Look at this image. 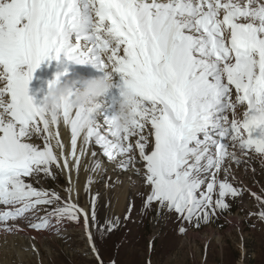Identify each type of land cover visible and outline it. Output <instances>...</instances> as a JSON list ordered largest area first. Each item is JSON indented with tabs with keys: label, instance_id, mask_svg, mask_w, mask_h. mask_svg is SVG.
<instances>
[{
	"label": "snow or ice",
	"instance_id": "snow-or-ice-1",
	"mask_svg": "<svg viewBox=\"0 0 264 264\" xmlns=\"http://www.w3.org/2000/svg\"><path fill=\"white\" fill-rule=\"evenodd\" d=\"M61 57L121 75L138 99L130 130H114L110 117L100 122L71 98L51 117L34 102V72ZM61 124L70 129L67 145ZM130 137H138L134 145ZM93 143L109 161L124 157L125 170L138 150L144 169L136 171L150 189L145 209L174 211L197 229L228 211L226 198L243 193L228 180L226 161L241 163L229 144L264 160V0H0V227L82 222L99 260L93 229L111 231L118 222L99 226L96 196L90 211L73 202V174L82 165L104 171L99 159L83 164ZM53 166L69 181L66 200L27 182L56 179ZM93 183L89 176L85 191ZM252 195L264 220V199Z\"/></svg>",
	"mask_w": 264,
	"mask_h": 264
},
{
	"label": "rangeland",
	"instance_id": "rangeland-1",
	"mask_svg": "<svg viewBox=\"0 0 264 264\" xmlns=\"http://www.w3.org/2000/svg\"><path fill=\"white\" fill-rule=\"evenodd\" d=\"M48 63L49 61L45 60L41 64ZM34 141L40 142V139L34 138ZM132 144L134 145V143ZM149 144L148 151L150 152L152 144ZM232 148L229 144V151L234 150L242 155L238 148ZM92 150L99 152L98 159L101 160L104 171H106L97 176L96 182L100 180L98 181L100 185L98 187L94 185L91 193L85 191L84 188V191L78 194L75 203L90 211L92 197L96 196L99 226L107 229L109 222H118L117 227L111 231L93 229L95 247L100 259H97V253H93L90 245L87 244L88 239L82 222L77 224L65 220L61 224H56L53 219L54 227L51 230H34L21 220L17 223L22 228L24 227V234L30 235L38 245L40 258L38 259L35 253L26 254L25 264H101V261L102 264H264V220H261L256 214L262 206L257 204L260 207H257L256 212L244 206L242 198L248 202H254L252 195L254 192L238 180H233L232 175L228 177V180L243 190L242 195L237 198L227 197L226 202L230 205L229 210L218 213L210 223L197 229L183 221L179 214L174 211L162 209L158 213L155 204L151 209H145L144 202L150 189L144 184L142 174H138L136 168L131 166L127 169L131 168L132 171H124L123 175H115L110 167L114 161H109L105 156H102L98 145L94 143ZM255 155V153L249 152L248 160L254 159V165L260 169V172L257 173L260 180L250 171L246 161L244 167L247 172L243 170V165H237L232 161H226L225 165L227 164L230 170H232V166L238 168L236 169L238 172L248 173L247 177L252 178V180L255 177L252 181L254 189L264 195V188H261L262 191L258 187V181H264L262 168L264 160L259 156V160L262 161L261 166L255 159ZM242 161L244 160H241V164H243ZM228 162L231 164L229 165ZM137 163L140 165L139 169L142 173L143 162L138 158ZM52 170L56 179L44 178L41 174L39 183L32 180L27 182L33 183V186L37 188L43 187L50 191L54 190L60 194L62 199L66 200L68 196L66 189L69 187V182L55 166ZM95 174L97 175V173ZM114 176L118 177L119 184L116 183L117 179L115 180ZM219 178L221 180L225 178L223 172L219 174ZM124 181H129L130 186L125 193L124 202H121L122 197L118 194L122 193L120 190L124 188ZM263 183L262 186H264ZM130 205L132 210L129 213ZM51 207H55V205ZM237 214L242 216L240 217L241 221L235 219ZM40 215H43V212ZM126 216L127 219H125ZM181 227L186 228V232L183 234L179 232ZM15 233L16 231H4L0 227V247H3L0 249V264L6 259L10 261L7 264H17L14 252L10 251L12 243L9 242V236H14ZM14 245L19 247L16 243ZM21 249L32 251L29 248Z\"/></svg>",
	"mask_w": 264,
	"mask_h": 264
},
{
	"label": "bare ground",
	"instance_id": "bare-ground-1",
	"mask_svg": "<svg viewBox=\"0 0 264 264\" xmlns=\"http://www.w3.org/2000/svg\"><path fill=\"white\" fill-rule=\"evenodd\" d=\"M53 62H51V63H49V64H41L40 65V67L34 72V74H33V79L29 82V87H28V95L30 96V97H32L33 98V100H34V102L36 103V104H40L41 102H42V100H43V98H44V96L46 95V92H47V87H48V82L53 78V76H54V74H56V73H60V72H64L65 71V69H67V67L63 64V62H62V57L59 59V60H52ZM21 71H25V70H27L26 69V66H21V69H20ZM95 72H97V71H95ZM103 75V73L101 72V71H99V73H98V75H97V77H99V76H102ZM112 76H113V83H114V87H113V89L107 94V96L104 98V104H103V106H102V108L99 110V114L96 116V119L98 120V121H100V122H102L103 120H104V118L105 117H111L113 114H114V112H115V110H116V107H117V102L119 101V99H120V90L122 89V87H123V79L121 78V75L120 74H118V73H113L112 74ZM96 77V78H97ZM65 79H69V80H73V81H75V80H78L75 76H74V72L73 71H70V70H68L67 69V75L64 77ZM77 87H79V85H77ZM244 109L243 108H241L240 109V112L241 111H243ZM231 116H230V113H229V118H230ZM56 130H58L59 131V133H60V135H61V138H62V140H63V142L67 145V144H69L70 143V129L69 128H67V127H65V126H63L62 124L56 129ZM254 135H259V132L257 131V133H254ZM109 138H111L110 136H109ZM136 140V137L134 138V137H130L129 138V141L128 142H126V143H134L135 144V141ZM34 143H36V144H38V145H42V143H43V141H42V139H40V142H36V141H33ZM149 145L150 144H148V146H147V151L149 150ZM231 148V147H230ZM98 149H100V151H101V154H102V156H104L103 155V151H102V149L100 148V146H98ZM233 149V148H232ZM92 151H95V150H92V145H91V148H90V152H89V156L88 157H85L84 158V161H83V164H89V162H90V160L91 159H98V156H99V152H96L97 153V155H96V157H91V152ZM234 151V150H233ZM239 153V152H238ZM237 153V155L238 156H240L241 157V160H244V161H242L243 162V164H241L240 163V165H243L242 167L244 168L243 170H245L246 168L244 167V165H245V161H246V163H247V165L249 166V169H250V171L252 172V173H254V175L256 176V178L257 179H259L258 178V176H257V173H259L260 172V169H258L257 168V165L255 166L254 165V159L252 160V161H249L248 160V155H239ZM133 155L135 156V163H134V166H133V168H136V169H139V167H140V165L137 163V160H138V158H139V156H138V150H134V153H133ZM251 155V154H250ZM106 158V157H105ZM252 158V157H251ZM121 159H124V157H117L116 158V160H114V162H113V164L112 165H110V167L112 168V170L114 171V174L115 175H123L124 173V171H128V172H130V171H132V169L130 168L129 170L128 169H121V168H119L118 167V164H119V162H120V160ZM255 159H257V161H258V163H260V165L262 164V161L261 160H259V156L258 155H255ZM100 160V159H99ZM101 161V160H100ZM229 163V165L231 164L230 162H228ZM246 166V165H245ZM262 166V165H261ZM129 167H131V165L129 166ZM128 167V168H129ZM225 167H228V165L226 164L225 165ZM103 168H104V166H103ZM262 168H263V170H264V166H262ZM231 175L233 176V177H235V179L236 180H238L239 182H241L244 186H246V187H249V189H252V191L255 193V194H257V195H259V196H261V198L262 199H264V195H261V193H259V192H256V190L254 189V185H253V183H252V181L255 179V177H254V179L252 180V178H250V177H247L248 175V173H246L245 174V172H238V170H236V169H238V168H234V167H232L231 166ZM240 169H242V168H240ZM106 171V170H105ZM105 171H103L102 173L104 174V172ZM246 171V170H245ZM250 171H249V173H250ZM223 172V171H222ZM247 172V171H246ZM110 173V172H109ZM100 173H97V175L94 173V172H92L91 171V169H90V167H89V170H85L84 169V167H83V165H82V167H81V170H80V172H79V174H78V176L77 175H75V174H73V180H74V182H75V187L78 189V192H74L73 193V202L75 203L76 201H77V199H78V194L80 193V192H83L84 191V188H85V185H86V183H87V179H88V177L89 176H92L93 177V180H94V183L91 185V187H90V191H87V192H90L91 193V191H93L92 189H93V187H94V185H97V187H98V185H100V183L98 182V181H100V180H98L97 182H96V180H97V176L99 175ZM102 174V175H103ZM96 175V176H95ZM111 175V174H110ZM65 177H66V175H64ZM108 177H110V176H108ZM67 178V177H66ZM118 177H115L114 176V179L116 180ZM106 179V178H105ZM113 179V180H114ZM68 180V179H67ZM108 180V179H107ZM114 180V181H115ZM260 180V179H259ZM261 180H263V179H261ZM257 181V180H256ZM69 182V181H68ZM108 182H109V180H108ZM107 182V183H108ZM111 182V181H110ZM119 182V180L117 179V182L116 183H118ZM127 182V181H126ZM125 181H124V183H123V187L124 188H122V190H120L122 193H120V194H118V196H121L122 198V201H121V199H118L119 201H121V202H124V199L126 198V191L128 190V188H129V184H128V182L126 183ZM262 182H264V181H262ZM262 182L261 181H258V187L261 189V188H264V186H262L261 184H262ZM143 183V182H142ZM119 184V183H118ZM131 184V183H130ZM264 184V183H263ZM122 185V184H121ZM100 187V186H99ZM131 187H133V186H131ZM134 188V187H133ZM262 190V189H261ZM250 191V190H249ZM263 191V190H262ZM89 193V194H90ZM117 196V195H116ZM105 198V197H104ZM107 198V197H106ZM101 199V198H100ZM102 200H103V198H102ZM105 200V199H104ZM106 201V200H105ZM104 201V203H106ZM116 201V200H115ZM242 202H243V204H244V206L246 207V208H248L249 210H251V211H254V212H256V209H257V207H260V206H258V205H260L259 203H258V201L255 199V197H254V202H248V201H246V199L244 200L243 198H242ZM109 203V202H108ZM118 203H120V202H118ZM258 204V205H257ZM78 205V204H77ZM119 205H121V204H119ZM123 205V204H122ZM110 206V205H109ZM114 207V206H113ZM121 207V206H120ZM119 207V208H120ZM1 208V207H0ZM102 208V207H101ZM101 208H100V210H101ZM84 209H86V208H84ZM87 210V209H86ZM119 211L118 212H120V209H118ZM258 213V212H257ZM111 214V213H110ZM236 214V213H235ZM231 215V214H230ZM232 216V215H231ZM109 217H110V215H109ZM240 217H242L240 214H237L236 215V220L237 221H241V218ZM110 219V218H109ZM258 220V219H257ZM262 220V219H261ZM113 221V220H112ZM236 221V222H237ZM103 223H104V221H103ZM101 225H102V223H101ZM24 228V227H23ZM193 232V231H192ZM189 233V232H188ZM260 233H262V232H260ZM16 235H14V236H9V242L10 243H12L11 244V249H10V251H12V252H14V254H15V261H16V263L17 264H25V260H26V254H28V255H30V253H35L36 254V256L38 257V259H40L39 258V248H38V245L34 242V240H33V238L30 236V235H28V234H24V230L23 231H16V233H15ZM263 234V233H262ZM264 236V235H263ZM35 237V236H34ZM87 237V236H86ZM14 243H16V244H18V246L19 247H17V246H15L14 245ZM88 245H89V242L87 243ZM33 246H35V250L33 249ZM1 248H3V247H0V249ZM21 248H29V249H31L32 251H26V250H22ZM244 250V249H243ZM49 251V250H48ZM2 252V251H1ZM12 254V253H11ZM13 254V255H14ZM10 259V258H9ZM7 262H10L9 260H4V262H2L1 264H7ZM241 264H243V263H241Z\"/></svg>",
	"mask_w": 264,
	"mask_h": 264
},
{
	"label": "clouds",
	"instance_id": "clouds-1",
	"mask_svg": "<svg viewBox=\"0 0 264 264\" xmlns=\"http://www.w3.org/2000/svg\"><path fill=\"white\" fill-rule=\"evenodd\" d=\"M98 70L103 73L102 76L75 81L64 78L67 75V69L54 74L48 82L47 92L42 100L46 114L50 117L59 115L65 102L71 98L74 108L83 109L90 115L97 116L104 104V98L114 87L111 73L103 68H98ZM119 95L116 110L110 117V125L114 130L122 132L125 129L130 130L133 126V121L137 117L138 99L127 85L122 87Z\"/></svg>",
	"mask_w": 264,
	"mask_h": 264
}]
</instances>
